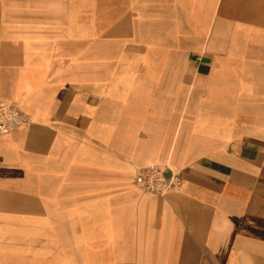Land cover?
Wrapping results in <instances>:
<instances>
[{"label":"crops","instance_id":"obj_1","mask_svg":"<svg viewBox=\"0 0 264 264\" xmlns=\"http://www.w3.org/2000/svg\"><path fill=\"white\" fill-rule=\"evenodd\" d=\"M0 96V264H264V0H0Z\"/></svg>","mask_w":264,"mask_h":264},{"label":"built area","instance_id":"obj_2","mask_svg":"<svg viewBox=\"0 0 264 264\" xmlns=\"http://www.w3.org/2000/svg\"><path fill=\"white\" fill-rule=\"evenodd\" d=\"M29 116L16 104L0 96V134H6L27 123ZM180 171L162 163L139 167L135 183L144 192L165 195L181 185Z\"/></svg>","mask_w":264,"mask_h":264}]
</instances>
